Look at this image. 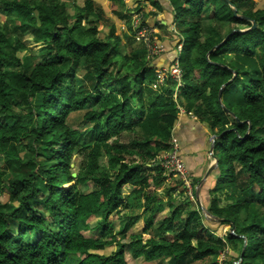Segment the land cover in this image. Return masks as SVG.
Listing matches in <instances>:
<instances>
[{"label":"trees","instance_id":"trees-1","mask_svg":"<svg viewBox=\"0 0 264 264\" xmlns=\"http://www.w3.org/2000/svg\"><path fill=\"white\" fill-rule=\"evenodd\" d=\"M109 1L127 39L100 0H0V193L9 196L0 199V264H130L125 248L154 264H264V6L167 0L181 83L153 89L155 68L123 0ZM142 1L155 4L136 0L137 10ZM17 32L40 46L37 56H19L27 47ZM179 109L218 136L200 195L219 223L207 224L182 178L155 161L172 147ZM112 215L122 219L117 231ZM225 225L234 230L221 236Z\"/></svg>","mask_w":264,"mask_h":264},{"label":"crops","instance_id":"crops-1","mask_svg":"<svg viewBox=\"0 0 264 264\" xmlns=\"http://www.w3.org/2000/svg\"><path fill=\"white\" fill-rule=\"evenodd\" d=\"M100 1L104 6L107 0ZM153 1L156 5L150 2H140L139 9L143 13L145 24L154 30L155 42L162 48V51L152 59L151 65L153 67H165L176 54L177 38L168 33V28L173 25V12L167 0ZM136 5V0H124L123 13L131 11L128 8L135 9ZM105 14L110 17V21L115 25L116 33L121 36L123 31H120L119 24L122 20L114 15ZM102 33H107V29H103ZM122 38L123 36H121ZM125 43V40L120 42L121 46ZM172 136L186 171L193 180L199 179L201 181L212 161L208 155L212 134L207 126L181 110L172 129Z\"/></svg>","mask_w":264,"mask_h":264},{"label":"built area","instance_id":"built-area-1","mask_svg":"<svg viewBox=\"0 0 264 264\" xmlns=\"http://www.w3.org/2000/svg\"><path fill=\"white\" fill-rule=\"evenodd\" d=\"M134 12H136L134 15V20L132 22L131 20L129 21L130 29L133 33V37L135 41L138 43H142L146 47L147 49L146 57L149 61H152V59L162 51V48L155 42L153 36L154 30L145 24L142 11L137 10L135 8ZM168 30H169V34L171 36L176 37L178 40L179 35L176 31L175 26L171 25L168 28ZM181 46L182 45L180 38L179 43H177L176 45V54L171 59L170 63L165 67H154L155 81L151 85L153 89H158L160 86H162L165 83V80L168 78L175 83V89H177V87L180 86L182 73L178 65L179 63L178 54L181 50ZM171 146L172 147L170 151L157 156L155 158V161L158 162V164L163 169H165L168 179L181 177L183 180V185L187 190L186 195L189 197L190 200H194L193 194L190 191L191 189L190 175L186 171L182 159L178 156L177 147L173 140L171 142Z\"/></svg>","mask_w":264,"mask_h":264},{"label":"rangeland","instance_id":"rangeland-1","mask_svg":"<svg viewBox=\"0 0 264 264\" xmlns=\"http://www.w3.org/2000/svg\"><path fill=\"white\" fill-rule=\"evenodd\" d=\"M68 4H75V5H78V6H81L82 5V2H83V0H65ZM256 2H257V4L259 5V6H264V0H255ZM123 3H124V0H123ZM103 9H104V11H106L105 13H107V14H109L110 16H113V11H115L116 9H118V7H117V5L115 4V3H112L111 1H109V0H107L106 2H105V5L103 6ZM127 9V8H126ZM128 10H131V11H127L126 12V14H128V18H129V21L131 20V22L134 20V15H135V13L136 12H134V8L132 9V8H128ZM128 12H130V13H128ZM5 21H6V18H5V16L4 15H1L0 14V25L2 24V23H5ZM124 28V29H123ZM119 29H120V31H123V33H121V36H123V38L122 39H127V37H126V34H124V33H129V31H128V29H127V26H126V24L124 23V21H121L120 22V24H119ZM132 32V31H131ZM169 33V32H168ZM16 35L21 39V42L25 45V47H27L25 50H22V52H20L19 53V56L21 57V58H23V57H25L26 55H28V54H30L29 53V49L31 50V53L32 54H34V56L36 55H38V50H39V45L37 44H32L31 42H30V37H29V35L28 34H21V33H19V32H17L16 33ZM133 39H134V37H133ZM134 41H135V39H134ZM129 47V46H128ZM128 47L126 46V44H125V46H121L120 45V51H126V50H128ZM16 109H18L17 107H16ZM179 111L181 112V109H179ZM16 113V112H15ZM14 113V114H15ZM7 121H8V123L9 124H12L14 121H15V119L14 118H8L7 119ZM127 136H125V135H123L122 136V139H121V141H123V142H125L126 140H127ZM86 140V139H85ZM17 149H18V151H19V153L21 154V155H24V152H26L25 151V149L23 148V146H22V144H21V140L17 143ZM39 152H40V150H39ZM209 154V153H208ZM38 157H40V158H42V159H47V158H49V151L48 150H46L45 149V147H43L42 148V152H41V154H39V156ZM210 158V157H209ZM74 159L76 160V161H78V160H80V159H82L81 157H78V156H76V155H74ZM98 161H99V165L101 166V168H106L107 167V158H106V156L104 155V154H101V156L98 158ZM212 164V163H211ZM4 166V163H3V160L1 159V157H0V168H2ZM71 167H72V169L75 171L76 169H77V166L75 165V164H73V163H71V165H70ZM74 175H75V173H74ZM209 181V179L207 180V182ZM205 182V181H204ZM201 183V185H200V187H199V193H198V198H199V203H200V205L202 206V207H204V208H206V203L204 202V199L202 200V198H201V195H200V190H201V188H203V187H205V184H206V182L205 183ZM204 184V185H203ZM198 185V184H197ZM196 185V186H197ZM130 191V188H128V187H124V189H123V195L124 194H127L128 192ZM0 199L3 201V202H5V201H7L8 199H9V196H8V194L6 193V192H1L0 193ZM19 200H20V197H17L16 199H14L13 201H12V203L11 204H13V205H18V203H19ZM192 201V200H191ZM193 202V201H192ZM195 203V202H194ZM200 205H199V207H200ZM197 207H198V205H197ZM199 207H198V209H199ZM166 212H167V208H165L164 209V211L162 212V213H160L158 216H157V220L158 219H160V218H162V216L163 215H165L166 214ZM44 215H46V217H47V214H45L44 212H42ZM201 213H202V211H201ZM204 216V215H203ZM205 218V217H204ZM110 219L112 220V227L115 229V231H117V230H119V228H120V223H121V220L122 219H119L118 218V216L117 215H112L111 217H110ZM48 220H50V219H48ZM50 224H51V226L53 227H55V225H56V222H52V221H50L49 222ZM207 224H210V221H208L207 220ZM142 226H143V221L142 220H140V221H138L137 222V224L135 225V226H133L128 232H127V235H126V237L127 238H125V239H123L122 240V242H124V243H127L129 240H130V238H129V236L132 234V233H138L139 231H140V229L142 228ZM228 227L229 226H227V225H225V226H223V227H221V236H223L224 234H225V232L228 230ZM147 236H144V238H146ZM115 250V246L112 244V245H108V246H106V247H104V249L103 250H100V251H98L100 254H105V255H108V254H110L111 252H113ZM125 254H124V256H125V259L130 263V264H154V263H152V262H147L143 257H138V258H133L132 256H131V254H130V252H129V250H128V248H125ZM222 259H223V256L222 255H220L219 256V258H218V261L219 262H222ZM165 264V263H164Z\"/></svg>","mask_w":264,"mask_h":264},{"label":"water","instance_id":"water-1","mask_svg":"<svg viewBox=\"0 0 264 264\" xmlns=\"http://www.w3.org/2000/svg\"><path fill=\"white\" fill-rule=\"evenodd\" d=\"M233 11H234V10H233ZM254 25H255V24L253 23V24H252V27H254ZM225 39H226V37H225L223 40H225ZM223 40H222V41H223ZM219 44H221V43H219ZM219 44L216 45V47L219 46ZM214 48H215V47H214ZM214 48H213V49H214ZM227 83H228V82L222 84L221 87L219 88V90H218V99L220 98V94H221V92H222V89L226 86ZM216 137H218V136H216V135H213V136H212V140H211V143H210V146H209V153H210V155L212 154L213 144H214V140H215ZM215 164H216V159H214L213 163L208 167V169H207V171H206V173H205V176H204L203 179L199 182V184L196 186V189H195V196H196L197 201H199V198H198L199 187H200L201 183H203V182L206 180V178L208 177L209 173H210V172L212 171V169L214 168ZM200 210L202 211V213H203L205 219H207L208 221L213 222V223H215V222L219 223V222L222 221L221 218H217V217L211 215V214H210V213H209L204 207H202L201 205H200ZM233 230H234V228H233V227H230L229 231H230V232H233ZM233 264H236V263H233Z\"/></svg>","mask_w":264,"mask_h":264},{"label":"clouds","instance_id":"clouds-1","mask_svg":"<svg viewBox=\"0 0 264 264\" xmlns=\"http://www.w3.org/2000/svg\"><path fill=\"white\" fill-rule=\"evenodd\" d=\"M174 25V24H173ZM179 35V34H178ZM208 153H209V151H208ZM209 155V157H210V159L212 160L211 161V163H213V161H214V159H212L211 158V155H210V153L208 154ZM211 165V164H210ZM209 165V166H210ZM208 169V168H207ZM189 174V173H188ZM210 174V173H209ZM190 175V174H189ZM209 176V175H208ZM207 179V178H206ZM190 182H191V189H190V191L192 192V194H193V197H194V200H192V201H194L197 205H198V207H199V205H200V203H199V201H197V199H196V196H195V189H196V185H194V183H193V179L191 178V175H190ZM199 182H200V180H199ZM199 182H198V184H199ZM200 208V207H199ZM229 229H230V227H228V231H229Z\"/></svg>","mask_w":264,"mask_h":264}]
</instances>
